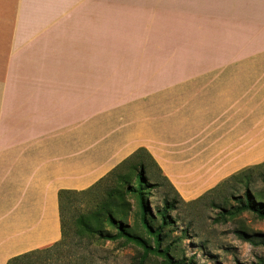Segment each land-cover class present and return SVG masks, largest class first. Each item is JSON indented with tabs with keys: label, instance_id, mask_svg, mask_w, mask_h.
<instances>
[{
	"label": "crops",
	"instance_id": "1",
	"mask_svg": "<svg viewBox=\"0 0 264 264\" xmlns=\"http://www.w3.org/2000/svg\"><path fill=\"white\" fill-rule=\"evenodd\" d=\"M140 147L186 201L264 161V0H0V264Z\"/></svg>",
	"mask_w": 264,
	"mask_h": 264
},
{
	"label": "rangeland",
	"instance_id": "2",
	"mask_svg": "<svg viewBox=\"0 0 264 264\" xmlns=\"http://www.w3.org/2000/svg\"><path fill=\"white\" fill-rule=\"evenodd\" d=\"M149 168L159 181L160 187L152 189L150 196L153 211L162 207L168 195L175 201V208L170 215L174 220V235L184 234L180 242L182 252L194 257L199 264H239L251 263L264 258V245L255 244L241 237L240 232L247 230L256 233V241H264V219L250 211H244L234 218H223L221 207L236 204L233 196L245 191L244 181L229 179L215 190L191 201L182 200L169 183L156 172L154 165L146 159ZM251 173L250 188L253 191L264 189L262 173L264 167L255 168ZM108 183L101 184L75 193L71 196L63 212L66 237L63 244L50 250L38 251L20 264H138V251L135 246H122L115 241L99 240L87 235L81 236L76 219L94 209L105 196ZM134 219L137 200L131 197ZM145 264H161V258L153 257Z\"/></svg>",
	"mask_w": 264,
	"mask_h": 264
},
{
	"label": "trees",
	"instance_id": "3",
	"mask_svg": "<svg viewBox=\"0 0 264 264\" xmlns=\"http://www.w3.org/2000/svg\"><path fill=\"white\" fill-rule=\"evenodd\" d=\"M146 159L154 165L156 172L184 200L168 177L163 174L162 169L154 162L151 154L146 148L140 147L94 186L88 188L91 189L103 181H111L107 185L105 196L95 208L77 217L76 222L79 234L81 236L96 237L104 241H115L122 246H135L138 251V264L152 261L153 257L161 258V264H199L194 257H188L182 252L180 242L184 238V234L174 235L175 223L170 212L175 208L176 200L169 198L167 195L164 198L163 206L153 211L150 196L152 189L160 187L161 183L153 180L155 172L151 171ZM261 167H264V161L239 170L218 185L220 186L229 179L244 181L245 185V191L242 195L233 196L236 204L221 207L220 215L223 218H234L244 211H250L259 218L264 219V189L253 191L250 188L252 181L250 172L255 168ZM262 180L264 182V173H262ZM216 187L208 190L203 195L215 190ZM88 189L59 190L58 196L62 220V238L60 241L48 247L14 256L8 260L7 264H20L38 251L50 250L62 245L66 237L63 216L64 208L71 202L73 194L85 192ZM131 197H135L137 200V208L133 214L134 219L132 222L130 221V215L133 211ZM240 234L241 237L255 244L264 245V241H256V233L251 234L247 230H242ZM239 264H264V258H259L251 263L239 262Z\"/></svg>",
	"mask_w": 264,
	"mask_h": 264
}]
</instances>
